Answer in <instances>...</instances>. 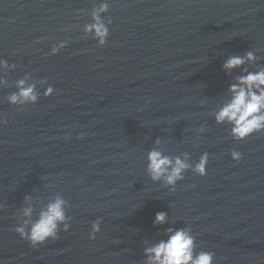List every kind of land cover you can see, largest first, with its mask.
Returning a JSON list of instances; mask_svg holds the SVG:
<instances>
[{"label": "water", "instance_id": "1", "mask_svg": "<svg viewBox=\"0 0 264 264\" xmlns=\"http://www.w3.org/2000/svg\"><path fill=\"white\" fill-rule=\"evenodd\" d=\"M98 2L0 0V59L17 65L0 73V259L144 264L145 241L190 226L213 264H264V133L234 140L210 115L226 98L228 55L259 48L264 64V0H110L102 47L84 36L91 18L79 11ZM26 72L54 92L43 96L38 83L35 104L8 103ZM156 137L190 162L208 152L206 175L186 170L175 192L152 182L146 153ZM56 196L68 201L70 227L33 248L14 231L21 210L30 204L35 218ZM158 211L168 220L153 225Z\"/></svg>", "mask_w": 264, "mask_h": 264}, {"label": "clouds", "instance_id": "2", "mask_svg": "<svg viewBox=\"0 0 264 264\" xmlns=\"http://www.w3.org/2000/svg\"><path fill=\"white\" fill-rule=\"evenodd\" d=\"M110 0H99L90 11L80 9L85 15H90V22L82 27L85 37L95 40L97 46H104L109 35L108 25L112 23L111 16H102L108 12ZM68 40L59 43H52L49 55L56 54L65 47ZM259 48L245 50L242 54L228 55L221 68L226 75L231 76V80L226 88V98L210 115L216 124L229 125V135L234 140H244L254 133H264V64L258 63L261 57L256 53ZM16 64H9L6 60L0 59V73L13 70ZM239 69L233 75L234 70ZM43 87V96L47 97L54 92L52 85L47 84V80H35L29 73H25L15 81L16 91L8 94L4 99L13 105L24 106L35 104L41 95L37 90V84ZM7 84L3 75H0V86ZM47 85V86H45ZM203 125L196 131L195 140L199 141L200 134L205 132ZM83 136L84 133H80ZM154 147L146 153L145 171L152 182H159L168 188L170 192L176 191L177 182L184 179L186 170L204 176L206 175V165L209 153L203 152L198 160L190 162V154L181 152L178 155H168L161 151L159 145L161 138L156 137ZM232 160L239 161L241 153L235 149L230 151ZM189 187H194L189 185ZM31 196L25 195L24 201H30ZM68 201L61 196L48 201V203L33 218V207L28 204L21 210L24 218L16 225L14 231L35 248L45 241L58 238L60 231H67L70 227L71 216L66 215ZM168 220V213L158 211L154 215L153 225L164 224ZM101 218L91 222L89 239H94L95 234L100 231ZM166 239H160L148 244L145 241L143 248L144 264H213L214 254L211 251H197L195 236L190 226L179 228L168 227L164 229ZM0 264H7L0 259Z\"/></svg>", "mask_w": 264, "mask_h": 264}]
</instances>
